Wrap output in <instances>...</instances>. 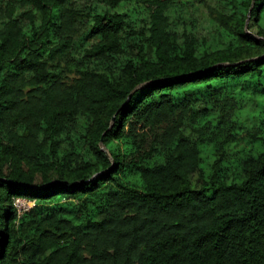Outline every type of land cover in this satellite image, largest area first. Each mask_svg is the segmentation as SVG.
I'll return each instance as SVG.
<instances>
[{
	"label": "trees",
	"instance_id": "trees-1",
	"mask_svg": "<svg viewBox=\"0 0 264 264\" xmlns=\"http://www.w3.org/2000/svg\"><path fill=\"white\" fill-rule=\"evenodd\" d=\"M0 264H264V0H0Z\"/></svg>",
	"mask_w": 264,
	"mask_h": 264
},
{
	"label": "built area",
	"instance_id": "built-area-1",
	"mask_svg": "<svg viewBox=\"0 0 264 264\" xmlns=\"http://www.w3.org/2000/svg\"><path fill=\"white\" fill-rule=\"evenodd\" d=\"M12 203L17 209L19 215L32 205V202L27 201L26 199L21 197H14Z\"/></svg>",
	"mask_w": 264,
	"mask_h": 264
}]
</instances>
